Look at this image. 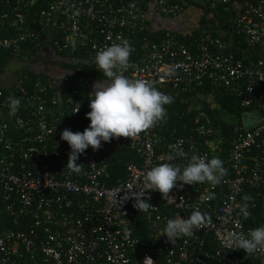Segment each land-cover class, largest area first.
I'll list each match as a JSON object with an SVG mask.
<instances>
[{"label":"built area","instance_id":"obj_1","mask_svg":"<svg viewBox=\"0 0 264 264\" xmlns=\"http://www.w3.org/2000/svg\"><path fill=\"white\" fill-rule=\"evenodd\" d=\"M0 3L9 8V13L0 11V56L19 55L24 45L38 42L43 34L55 49H45L51 57L73 48L96 54L121 37L133 49L140 47L133 58V79L202 96L193 98L190 111L199 112L190 125L172 129L165 109L162 120L137 136L113 139L97 151L89 147L77 160L80 171L72 174L64 172L70 149L60 134L65 129L82 133L88 127L85 117L93 89L87 97H76L64 86L71 79L50 74L48 85L39 83L33 93L14 97L21 104L13 117L8 116L9 97H0V204L13 226L0 233V264H142L145 256L154 264H264V253L247 255L223 241L227 231L246 234L264 225V0ZM231 3L236 8L230 30L238 39L225 40L228 32L220 28L217 36L206 34L190 44L169 32L158 42L143 34L153 27L184 31H172L171 23L184 22L187 28L204 10L211 16ZM222 90L243 109V128L244 116L251 122L230 143L226 175L219 183L222 190L207 183L184 185L170 191L174 204L152 192V208L140 212L133 200L123 202L126 188L142 187V174L167 162L159 158L169 153L170 144L182 142L180 147L189 156L220 159L218 138H211L215 129L204 110L216 107L212 96ZM179 129L183 133L173 137ZM103 149L107 154H130L122 163L124 177L112 175L113 165ZM172 163L187 161L178 158ZM202 194L214 198L201 201ZM245 195L252 197L246 218L239 215ZM193 211L201 213V226L191 236L168 242L162 236L166 221L187 218ZM135 213L146 217L147 240L134 234Z\"/></svg>","mask_w":264,"mask_h":264},{"label":"clouds","instance_id":"obj_2","mask_svg":"<svg viewBox=\"0 0 264 264\" xmlns=\"http://www.w3.org/2000/svg\"><path fill=\"white\" fill-rule=\"evenodd\" d=\"M117 41L98 50L94 57L92 65L103 74L106 81L94 84L89 95L90 111L85 117L90 121L88 127L82 133L65 129L60 134V140L66 142L70 149L64 169L68 174L80 171L77 160L89 147L97 151L102 143H109L120 137L137 136L162 120L166 116L165 106L173 101L171 96L159 91L151 82L131 79L124 75V71L130 67L129 57L134 49L127 39L117 37ZM20 104L19 99L8 98L9 117L17 114ZM78 111L79 109L75 112ZM181 143L177 141L170 144L169 153L159 158L167 162L158 163L143 173L140 177L142 187L129 186L121 200L125 202L131 199L135 209L139 212L146 211L152 208L149 203L152 192H159L167 204H174V198L169 195L174 188L179 190L184 185L207 183L215 186L221 183L222 177L226 175L223 162L219 158L209 159L195 153L189 156L180 147ZM178 158L186 159L187 163H172ZM132 189L136 191H130ZM213 198L212 194H202L199 200L207 201ZM242 200L244 203L239 208V215L246 218L249 215L248 202L252 201V197L245 195ZM201 224V213L193 211L187 218L168 219L162 229V236L174 244L181 237L191 236L193 230ZM223 241L229 249L243 250L247 255L264 253V225L249 229L246 234L227 231ZM142 264H154V261L145 256Z\"/></svg>","mask_w":264,"mask_h":264},{"label":"trees","instance_id":"obj_3","mask_svg":"<svg viewBox=\"0 0 264 264\" xmlns=\"http://www.w3.org/2000/svg\"><path fill=\"white\" fill-rule=\"evenodd\" d=\"M231 10H235L236 5L234 3L228 4ZM0 11H8L9 8L6 4L0 3ZM218 11V10H217ZM214 11L211 16L204 10L199 16L197 21H192V24L188 25L186 30L180 32H170L165 29L151 28L144 32L143 34L147 37L150 42H158L166 32L175 34L176 38L181 42L189 43L198 42L201 37L206 34H211L212 36L218 35V29H222L228 32V37L225 40L238 39L237 36H232L231 26L232 22L221 17ZM186 26V25H185ZM192 26V27H190ZM194 26V27H193ZM189 30V31H188ZM43 34L38 42H30L24 45L22 52L19 55H13L10 53H5L0 56V74L4 73L7 66L18 63L21 64L19 70L16 71L17 80L8 87L0 86V97H17L25 92L31 94L37 89V85L41 83L42 85H48V79H50V74L55 75L53 71H57L58 78L66 77L69 80L64 86L67 87V93L71 95H76V97H87L88 92L93 89L94 84L97 82H105L106 78L103 74L96 70L95 66L92 65L94 57L96 54L91 52L84 53L83 50L78 48L70 49L63 53H56L55 56L45 55V49L55 51L52 46L51 40L45 37ZM137 44L139 40H136ZM140 53V47L138 45L134 48L131 53L130 67L124 71V75L133 79L131 77L132 68L135 64L133 58ZM144 55V53H141ZM237 56H239L237 54ZM142 57V56H141ZM48 66L45 68V66ZM43 71L37 70V68ZM52 71V72H49ZM156 88L171 96L173 101L171 104L166 105L165 109L171 118V128L179 127L183 123L190 125L193 123V118H196L199 110L190 111L193 98L202 97L196 91L189 93H182L173 89L169 85H159ZM211 97V96H208ZM212 97L215 98L216 107L210 109L206 107L204 111L208 113L211 120L212 126L215 129L211 138H218V148L220 151V160L223 162V167L226 169L225 159L230 149V143L234 137L240 133H244V128L242 126V116L243 109H241L236 99L226 93L224 90L216 92ZM1 101V99H0ZM207 104V103H206ZM208 105V104H207ZM174 113L176 115L174 116ZM235 118L236 122L233 123L228 120V118ZM199 122H203L199 118ZM183 131L179 129L173 137L181 135ZM169 140L172 139L171 133L168 137ZM104 143H102V146ZM102 152L106 154L107 158L111 162L110 172L112 175L117 177H124V168H122V163L125 161L130 154H107L103 149ZM116 178V179H117ZM218 190H222L220 184L217 185ZM259 217V214L256 213ZM260 218V217H259ZM135 231L134 234L140 240H147L150 235L148 233V224L146 217L141 213H135ZM12 220L8 213L0 204V233L4 230L12 229Z\"/></svg>","mask_w":264,"mask_h":264},{"label":"rangeland","instance_id":"obj_4","mask_svg":"<svg viewBox=\"0 0 264 264\" xmlns=\"http://www.w3.org/2000/svg\"><path fill=\"white\" fill-rule=\"evenodd\" d=\"M172 31H178V30H186V26H184V22H172L171 23ZM21 64L18 63H13L5 69L4 73L0 74V86L3 87H8L12 83L16 82L17 80V74L16 71L19 70ZM45 66V65H44ZM48 66H45V68ZM37 68V67H36ZM48 68H46L45 71H47ZM39 71H43L40 68H37ZM52 72V71H49ZM55 74L57 71H53ZM59 74V73H57ZM229 121L235 123L236 119L235 118H228Z\"/></svg>","mask_w":264,"mask_h":264},{"label":"water","instance_id":"obj_5","mask_svg":"<svg viewBox=\"0 0 264 264\" xmlns=\"http://www.w3.org/2000/svg\"><path fill=\"white\" fill-rule=\"evenodd\" d=\"M217 14L221 17L227 19V20H233L234 15L232 10L229 7H223L217 11ZM251 126V122L249 118L247 119L246 116H244V129L247 131Z\"/></svg>","mask_w":264,"mask_h":264},{"label":"bare ground","instance_id":"obj_6","mask_svg":"<svg viewBox=\"0 0 264 264\" xmlns=\"http://www.w3.org/2000/svg\"><path fill=\"white\" fill-rule=\"evenodd\" d=\"M227 7V6H226ZM223 8V7H222ZM221 9V8H220ZM219 10V9H218Z\"/></svg>","mask_w":264,"mask_h":264}]
</instances>
